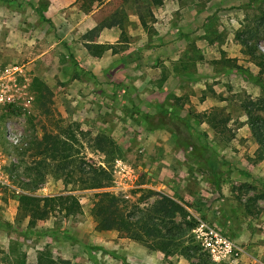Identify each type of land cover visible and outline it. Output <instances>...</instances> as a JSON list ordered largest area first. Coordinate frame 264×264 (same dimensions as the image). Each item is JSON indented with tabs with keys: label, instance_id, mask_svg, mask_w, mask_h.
<instances>
[{
	"label": "rangeland",
	"instance_id": "rangeland-1",
	"mask_svg": "<svg viewBox=\"0 0 264 264\" xmlns=\"http://www.w3.org/2000/svg\"><path fill=\"white\" fill-rule=\"evenodd\" d=\"M33 1L0 0V83L14 99L0 107V264H37L44 253L61 264H264V159L244 108L264 120L252 104L264 91L223 63L237 59L256 73L235 33L264 13V0H161L150 7L146 28L126 8L121 30L100 28L122 15L121 0H76L59 28L32 11ZM47 4L39 0L42 10ZM166 112L204 133L228 165L218 189L177 148L170 129L149 130L139 120ZM219 119H227L225 127ZM101 135L116 141L121 158L95 150ZM55 136L56 153L48 146ZM100 170L106 174L96 177ZM97 181L105 187L93 188ZM99 193L116 197L133 221L160 196L189 217L153 218L179 236L167 238L162 251L148 223L99 230L92 214ZM19 195L74 196L80 211L26 216ZM200 222L232 243V260L213 259L196 238Z\"/></svg>",
	"mask_w": 264,
	"mask_h": 264
},
{
	"label": "trees",
	"instance_id": "trees-1",
	"mask_svg": "<svg viewBox=\"0 0 264 264\" xmlns=\"http://www.w3.org/2000/svg\"><path fill=\"white\" fill-rule=\"evenodd\" d=\"M122 2V17L120 16L117 21L113 18L105 21L100 28H112L118 27L120 30L123 27V18L126 14L125 9H129L137 16L141 23V26L147 27V20L152 16L150 7H157L160 5L161 0H121ZM40 18L45 23H50L46 19L43 12L39 13ZM264 34V13L260 14L254 23L250 24L249 21L242 26L241 30L235 33V41L241 48V54L245 58L247 63H251L256 68V73L245 65H239L237 59H224V65H228L232 70H237L243 74L246 78L252 80L256 85L260 86L264 91V51L260 48V36ZM99 46V45H97ZM106 46V45H103ZM100 48L103 49L104 47ZM39 81H36V85L41 87ZM43 86V85H42ZM253 106L257 107V112L264 111V98H261L257 103H252ZM249 121V127L251 136L255 143L259 146V152L261 158L264 159V120L254 114V111L248 107H244ZM140 122L146 126L149 130L159 128H168L174 135V143L179 150L186 153L190 161L194 164L201 166L208 172L210 182L214 184L215 188H219L222 177L227 171V164L220 158L217 151L210 147L207 141V137L204 133L197 132L190 124L189 121H184L173 116L171 113H158L155 116L142 115ZM220 123L225 127L227 119H219ZM157 122V123H156ZM55 144L53 152H57V137L51 139L48 146ZM95 150L104 153L109 158H121L122 151L117 145L116 141L107 135H101L100 139L95 143ZM36 146V145H35ZM43 147L42 143L37 144L36 150ZM49 148V147H48ZM40 153H38L39 155ZM80 176L85 175L82 170L79 172ZM106 174L105 171L95 172V176H102ZM111 181V175L108 178ZM82 179L77 184H83ZM93 188L100 189L104 188L105 185L102 181H97ZM18 203V210L26 216H34L37 218H45L52 211L58 207V211L63 214L65 218L73 216L75 212L80 211L79 201L74 196H57L52 198L37 199L26 195L16 196ZM96 204L93 209V213L96 220L98 229L102 231H117V232H129L135 225V222L142 224H150V229L156 232L159 240L162 241L161 250L165 251V240L168 238L169 241L172 239H178V235L171 233L167 227L161 228V225L153 222V218L158 220L171 219L181 217L184 220L189 217L185 207L171 200L169 197L160 196V198L154 203V205L148 210L144 211L141 221H133L130 215H124V213L118 208V199L109 193H99L95 197ZM43 206H40V205ZM186 207L187 204H184ZM148 212V213H147ZM145 213H147L145 215ZM151 222V223H149ZM194 225L189 223V228L193 229ZM179 240V239H178ZM176 240V241H178ZM175 241V242H176ZM171 243V242H169ZM174 244V243H172ZM47 253L39 254L37 264H61L53 260H47ZM63 264V263H62ZM66 264V263H65Z\"/></svg>",
	"mask_w": 264,
	"mask_h": 264
},
{
	"label": "built area",
	"instance_id": "built-area-1",
	"mask_svg": "<svg viewBox=\"0 0 264 264\" xmlns=\"http://www.w3.org/2000/svg\"><path fill=\"white\" fill-rule=\"evenodd\" d=\"M7 89L8 86L0 83V107L14 102L13 96L9 94ZM15 143L16 141H11L9 144L14 145ZM3 184H6V180L3 181L0 177V186ZM194 232L196 233V238L210 251L215 261L222 260V262H225L226 258L233 259V255L230 252L233 246L232 243L208 227L205 223L200 222L197 230Z\"/></svg>",
	"mask_w": 264,
	"mask_h": 264
},
{
	"label": "crops",
	"instance_id": "crops-1",
	"mask_svg": "<svg viewBox=\"0 0 264 264\" xmlns=\"http://www.w3.org/2000/svg\"><path fill=\"white\" fill-rule=\"evenodd\" d=\"M75 3V6H78L79 3H76V0H49V4L46 6V10H42L41 7H39V0H34L33 3H31V8L33 12L40 13L43 12L46 19L52 21V24L55 26H58L59 28V19L62 16V11L64 10L65 6H73ZM42 10V11H41ZM97 11L94 13H90L89 15H85L82 17L81 20H79L73 30H82L84 28V25L86 22H88L90 19L92 20L94 16L97 14ZM57 24V25H56ZM57 36L59 37L58 32ZM64 39L58 40L59 42L63 41ZM108 67L105 66L104 69H107Z\"/></svg>",
	"mask_w": 264,
	"mask_h": 264
}]
</instances>
